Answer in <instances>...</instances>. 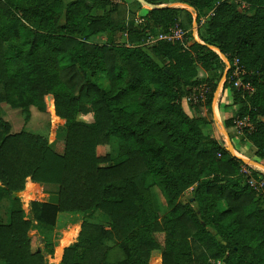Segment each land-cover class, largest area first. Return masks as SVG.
<instances>
[{
	"label": "trees",
	"instance_id": "16d2710c",
	"mask_svg": "<svg viewBox=\"0 0 264 264\" xmlns=\"http://www.w3.org/2000/svg\"><path fill=\"white\" fill-rule=\"evenodd\" d=\"M166 1L145 0L152 6L128 16L118 0H0V103L17 110L22 124L35 106L65 126L57 151L44 135L0 115V193L19 198L30 180L50 190L31 202L36 221L22 206L0 221V264H50L31 247L32 228L58 264H264V205L249 181L264 173L182 103L203 86L210 107L217 80L198 69L226 68L223 85L238 110L225 125L247 117L243 137L264 157V0H172L192 8ZM172 27L183 36L148 41ZM104 31L125 40L90 39ZM101 72L107 86L90 78ZM238 77L250 87L235 85ZM87 113L90 124L77 117ZM153 185L168 207L161 215ZM91 208L109 226L86 219ZM60 212L68 214L57 225ZM110 236L120 250L113 257Z\"/></svg>",
	"mask_w": 264,
	"mask_h": 264
},
{
	"label": "rangeland",
	"instance_id": "374dc122",
	"mask_svg": "<svg viewBox=\"0 0 264 264\" xmlns=\"http://www.w3.org/2000/svg\"><path fill=\"white\" fill-rule=\"evenodd\" d=\"M118 1H121L124 3L125 8H126V15H128V16L140 15L142 12L145 11L146 7L149 6L148 4L142 2L141 0H118ZM164 3L188 7V5L181 3L179 1L169 0V1H166ZM207 16H208V12L202 17V19L206 18ZM193 23L195 24L196 31H197L198 23L196 21H194ZM192 31L194 32L195 29L193 28ZM157 35H158V33H157ZM154 36H156V35H154ZM193 36H194V38H196L194 33H193ZM113 37L118 38V40H120V41L125 40V34L124 33H121L118 35V32H113V31H104V32L94 33L90 36V39L92 41L102 43V42H109L110 39ZM198 38H199V36H198ZM198 75L199 76L209 75L212 78H215L217 80L218 84H222V83H224V80H225V69L222 72H220L219 68L216 70L209 71V70L203 69L202 67H199ZM90 78H92V79L94 78L95 81L98 82L99 84H101L102 86L108 85V79L103 72L99 73L96 76H90ZM230 96L231 95L229 93H227L225 95V99L229 100ZM203 101H204V97L201 98L202 103L197 105L196 102L187 100L185 95L183 96V99H182L183 106L189 113H191V114L192 113L202 114L206 118L205 127L207 128V130L210 133L215 131V133H217V132L219 134L221 133L222 136H223V134L225 135V139L224 138H222V139H223L224 145L226 147L229 146V140H230V137L232 136L234 147L236 149L239 148V147H237L238 146L237 139L233 137L235 135H238L239 132H237V130L239 128L237 129L235 127H232V128H229V130H228V129H226L225 121L223 120V127H224V129H226L227 132L223 131L222 126H221L222 130H217L215 128V123L213 121L214 119L211 116V113L209 111L210 107L207 104L203 103ZM237 110H238V104H237L235 109H234V106L233 107L231 106V104L226 105V111L227 112L230 111V113L227 114V116L235 115ZM1 114H4V116L9 117L13 122L12 124H14V126H16V128H18V127L20 128L23 125L22 127H24L28 131L44 135L47 138L49 144L52 146V148H54L57 151H62L63 146H64V138H65V126L62 123V121L55 118L54 115H52L46 111L39 110L35 106H33L29 120L25 124L24 123L22 124V118H21L19 112L17 110H13L8 104H5V103H0V115ZM89 114L90 113L77 114V117L81 119V117L87 116ZM239 130H240L239 135H243L242 128ZM226 134H228L229 138H227ZM240 140L246 141V138H244L242 136L240 138ZM242 144H243L244 150L246 152V155H248L247 157L249 159H251V160L246 161V163H248L252 167H255L256 169H259L260 171H262L264 173V157H260L258 155L250 157L249 155H251V156L254 155L252 152V146H251L252 144L248 143V142H244ZM110 146H111L112 154L113 155L116 154L117 142H116L115 136H112ZM244 157L247 158L246 156H244ZM248 171H249V169H248ZM53 187H56V186H53ZM258 189H259L258 190L259 191V196H258L259 198L258 199L264 205V188L259 187ZM49 192H50L49 188L47 186H45L44 184L30 180L25 189L20 190L19 193L16 192V194L20 196L19 198L14 197L11 192L0 193V221H2V222L7 221L8 212H9V209L11 206H14V207L22 206V208L24 209V212L26 214V217H30L34 221H36L34 214H33V210L31 208V202L33 200L46 199L49 195ZM151 194H152V199H153L157 214L161 215L168 208L166 205L164 195H163L162 191L160 190V188L156 185H153L151 187ZM191 194H192V186H190L184 190V192L181 195V199H186ZM221 204H222V202H221ZM66 214H68V213L60 212L57 225H59L61 223L60 217L62 215H66ZM85 217H86V219H89L92 221H99V222L105 224L106 226H109V224H110L108 216L106 214H104L98 208H91L90 210H88ZM29 233L31 235V247L33 249H38V250L43 251L47 257V261L50 264H58L59 258L51 256V253L47 250V248H46L40 234L38 233L37 229L32 228V229H30ZM75 240H76V238L72 237L65 245H68ZM106 241L108 244L112 245L111 250H110V256L111 257H113L115 254L119 253L118 251H120V250H119L118 246L116 245L117 239L115 236L108 237L106 239ZM62 249H63V247H62ZM61 254H62V250H61ZM154 261H155V259H153L151 261V264H153Z\"/></svg>",
	"mask_w": 264,
	"mask_h": 264
},
{
	"label": "crops",
	"instance_id": "0c3cea01",
	"mask_svg": "<svg viewBox=\"0 0 264 264\" xmlns=\"http://www.w3.org/2000/svg\"><path fill=\"white\" fill-rule=\"evenodd\" d=\"M227 93H229L231 95L229 100L228 99L227 100L225 99V95ZM227 104H231L232 107L234 106V109L237 106L236 103H233L232 102V93H231L229 87L224 86L223 83L222 84H218L217 83L216 88H215V90L213 92L212 101H211V105H210V110L209 111L211 113V116L214 119L213 121L215 123V128L217 130H222V128H223V131H225V132H227L226 129L229 130V128L234 127V125H229V126L226 125L225 126L226 129H224V127H223V120H225L227 114L230 113V111L229 112L226 111V105ZM229 116H232V115H229ZM229 116H227V117H229ZM221 126H222V128H221ZM237 132L240 133V130H237ZM239 133H238V135L233 136L234 138L237 139V143H238V146L237 147H239L237 149L233 145L232 136L230 137L229 142L231 143V152L233 154H236V155H240V156H243V157L246 156L247 157L248 155H246V152L244 150V147H243V144L242 143H244V142L251 143V141L248 140V139H246V141L240 140V138L243 135H239ZM211 134H213L221 143L224 144L223 139H222V138L225 139V135L224 134H223L224 137L222 136L221 133L220 134L218 132L215 133V131L211 132ZM226 135H227V138H229L228 134H226ZM251 146H252V152H253L254 155H252V156L249 155V156L250 157H253V156L256 155L254 153L255 147H254L253 144ZM242 160L244 161V159H242Z\"/></svg>",
	"mask_w": 264,
	"mask_h": 264
},
{
	"label": "built area",
	"instance_id": "2783aa9c",
	"mask_svg": "<svg viewBox=\"0 0 264 264\" xmlns=\"http://www.w3.org/2000/svg\"><path fill=\"white\" fill-rule=\"evenodd\" d=\"M184 31L185 30L181 29L180 27H172L168 33L159 32L158 35L156 34V36H151L148 41L155 40L156 38H159V37H166V38H169V39L174 38V37L181 38L183 36V34H184ZM234 64H235V66H234V69H233V74L237 75L241 71V67H240V64L238 62V58L237 57L234 59ZM234 84L237 85V86H243L244 88H249L250 87L248 83H243L241 81L240 77H238L234 81ZM198 90L199 91H196V89L194 87L193 90L190 93L185 95L186 99L190 100V101H193V102H196L199 98H203L204 97L203 96V92L205 90V87H203V86L201 87L200 86ZM182 99H183V97H182ZM233 125H234L235 128L241 129L244 126H249L250 122L247 119V117H243V118H237L236 117L234 119ZM244 169H245V171L249 172L247 168H244ZM249 181L257 189L259 187L262 188L263 185H264V178L256 179L254 177H250Z\"/></svg>",
	"mask_w": 264,
	"mask_h": 264
},
{
	"label": "water",
	"instance_id": "95a60500",
	"mask_svg": "<svg viewBox=\"0 0 264 264\" xmlns=\"http://www.w3.org/2000/svg\"><path fill=\"white\" fill-rule=\"evenodd\" d=\"M142 2H144V3H146V4H148L149 6H152V4H150V3H147V2H145V0H141ZM182 3V2H181ZM184 4H186V3H184ZM186 5H188V4H186ZM188 7L189 8H192L191 6H189L188 5ZM195 20H193V22H194ZM194 29H195V31L193 32L194 34H195V36H196V39H199L198 38V36H197V31H196V27H195V24L193 23V26H192ZM192 28V29H193ZM213 48H215L217 51H219L218 50V48H216L215 46H213V45H211ZM220 53V55H221V57H223V59L226 61V63H227V67H228V60L226 59V57L224 56V54L222 53V52H219ZM225 73H226V68H225ZM225 77H226V75H225ZM228 150H230L231 151V143L229 142V146H227L226 147ZM241 159H244V161H248V160H251V159H249V158H245V157H243V156H240V155H238ZM17 193H19V191H17Z\"/></svg>",
	"mask_w": 264,
	"mask_h": 264
},
{
	"label": "clouds",
	"instance_id": "9594fccd",
	"mask_svg": "<svg viewBox=\"0 0 264 264\" xmlns=\"http://www.w3.org/2000/svg\"><path fill=\"white\" fill-rule=\"evenodd\" d=\"M81 119H83V121L85 123H89V124L94 121V117H93V115L91 113L89 115H87V116L81 117Z\"/></svg>",
	"mask_w": 264,
	"mask_h": 264
}]
</instances>
